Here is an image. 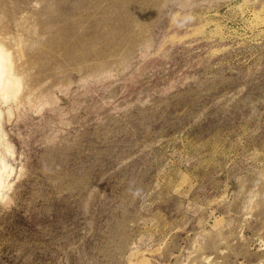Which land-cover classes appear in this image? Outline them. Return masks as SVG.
Masks as SVG:
<instances>
[{"label":"rangeland","instance_id":"rangeland-1","mask_svg":"<svg viewBox=\"0 0 264 264\" xmlns=\"http://www.w3.org/2000/svg\"><path fill=\"white\" fill-rule=\"evenodd\" d=\"M0 45V264H264V0H0Z\"/></svg>","mask_w":264,"mask_h":264},{"label":"bare ground","instance_id":"bare-ground-1","mask_svg":"<svg viewBox=\"0 0 264 264\" xmlns=\"http://www.w3.org/2000/svg\"><path fill=\"white\" fill-rule=\"evenodd\" d=\"M9 53V51L7 52L6 50H4V47L0 45V88L2 89V91H10L14 89L17 85L18 78L14 77L10 72L11 61L9 60ZM7 169L8 167L6 162L3 159H0V186H3V184H5L4 177L9 174ZM1 195L3 194L0 193V196Z\"/></svg>","mask_w":264,"mask_h":264},{"label":"clouds","instance_id":"clouds-1","mask_svg":"<svg viewBox=\"0 0 264 264\" xmlns=\"http://www.w3.org/2000/svg\"><path fill=\"white\" fill-rule=\"evenodd\" d=\"M140 193H139V190H137L136 192L133 193V195H136L138 196Z\"/></svg>","mask_w":264,"mask_h":264}]
</instances>
